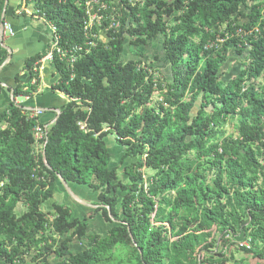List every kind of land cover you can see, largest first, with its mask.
<instances>
[{"label":"trees","instance_id":"1","mask_svg":"<svg viewBox=\"0 0 264 264\" xmlns=\"http://www.w3.org/2000/svg\"><path fill=\"white\" fill-rule=\"evenodd\" d=\"M25 1L68 54L53 66L69 101L49 129L14 103L0 113V263L113 264L120 247L118 264H264V0H97L103 21L89 32L90 0ZM233 48L242 63L227 79ZM6 56L0 43V63ZM41 58L25 64L33 88ZM24 89L14 98L31 96ZM109 136L124 148L125 181L110 168ZM58 175L99 195L93 216L106 236L63 205L42 209Z\"/></svg>","mask_w":264,"mask_h":264},{"label":"crops","instance_id":"2","mask_svg":"<svg viewBox=\"0 0 264 264\" xmlns=\"http://www.w3.org/2000/svg\"><path fill=\"white\" fill-rule=\"evenodd\" d=\"M5 19L7 28L3 37L0 35V43L8 51L4 49L7 56L0 63V113L4 112L11 103L30 114L43 111V116L39 120L49 129L54 124L58 111H61L69 101L65 94L54 88L59 81L56 67L43 61L53 45V27L46 22V19L35 13L31 2L27 3L25 0H8ZM37 56H42V63L35 65L40 85L33 88L35 81L31 73L25 70V64L27 60ZM18 86L25 87L24 91H32L31 96L14 98V91ZM21 99L25 101L20 103ZM114 140L113 136L106 139L107 146L113 142L110 148L108 146L112 159L113 152L110 150L111 147H116ZM115 153H118L117 150ZM72 185L68 184L74 196L67 192L60 181L58 182L56 192L65 193L68 196L67 199H60L63 206L70 205L76 218L88 220L90 235H102L103 232H107L108 226L100 216L89 217L90 209L97 208L94 204L97 203L99 195L88 186H80L75 192ZM84 244L76 242L72 249L76 253L81 252L82 246L85 248Z\"/></svg>","mask_w":264,"mask_h":264},{"label":"rangeland","instance_id":"3","mask_svg":"<svg viewBox=\"0 0 264 264\" xmlns=\"http://www.w3.org/2000/svg\"><path fill=\"white\" fill-rule=\"evenodd\" d=\"M99 38L103 42H106L108 40L107 34H106V32L104 30H100ZM159 51H161L160 44H158V46L155 47V48L147 47V49H144V51H143L144 54H145L144 57H143L144 60L146 62H148V63H152L153 62L152 53L159 52ZM130 55L131 54L130 53L128 54V49H127L126 50V56L129 58ZM241 60H242V57L241 56H238L236 54V52H235V49L233 48L232 51H231V53H230V60H229V63H228L230 65L227 64L226 67L224 68V72L226 73L225 74L226 75L225 77L227 79H230L231 77L235 76L238 73V71L240 69V66H241L240 64L242 63ZM263 83H264V76L260 80L257 81V84H259V85L260 84L262 85ZM152 100H153V102H157L159 100V97L156 95V96H154L152 98ZM24 101H25L24 99H21L20 100V103H22ZM224 132H226L227 136L235 133L234 125H232L231 123H228L224 127ZM114 143H115L116 147H111V150H110V151L113 152L112 153V155H113V165L110 166V167H118L119 168V174H120L121 181H125L126 176L125 175H122V172H123L124 168L121 165V158H122V155H123V152H124V148H122L121 146H118L116 140H114ZM112 144H113V142L108 145L109 148H110V146H112ZM108 146H107V148H108ZM115 150H117V152H118L117 154L115 153ZM108 151H109V149H108ZM132 162H135V161L134 160H128V161H126L125 166L128 165V164H130V163H132ZM93 181H94V179L93 178H90V183L93 182ZM78 187H80V186H78L76 184H73L72 185V188H73V190L75 192H76V189H78ZM55 195H56V197H54L53 200L47 202L43 206L42 209L44 211H48L49 208H52L53 204L54 205L55 204H57V205H59V204L60 205H63V203L61 202L60 199H65V198L67 199V197H68L65 193H59V192H56ZM118 195H120L121 198L124 196V195L121 194L120 191L118 192ZM65 207H67L69 209H72V207L70 205H66ZM86 209H88V208H86ZM94 209H95L94 207L91 208L90 209L91 212H93ZM51 210L52 209H49V211H51ZM18 211H19V213L22 212L21 210H18ZM77 212H80V211L77 210ZM91 212H89L90 213V216L89 217H93V213H91ZM101 236H106V231L103 232V234ZM0 239H1V236H0ZM242 239H243V237H240V239H238L237 242L238 243H241L243 241ZM86 245H87V243H86ZM82 250H85L83 246H82ZM116 252H117V257H116V260L114 261L113 264H118L119 262H121L123 260V258H124L123 256H121V253H124L123 255H125V253L127 252V250H124L123 248L118 247L116 249ZM245 258H246V256L244 254H241L240 253V254H237L236 255V259H238V260L245 259ZM28 261L29 262L31 261V257L28 258ZM248 263L249 264H252L253 263V260L250 259V258H248ZM123 264H131V263H128V262L124 261Z\"/></svg>","mask_w":264,"mask_h":264},{"label":"built area","instance_id":"4","mask_svg":"<svg viewBox=\"0 0 264 264\" xmlns=\"http://www.w3.org/2000/svg\"><path fill=\"white\" fill-rule=\"evenodd\" d=\"M99 9L98 11H100L101 9H105L104 6H102L97 0H90L86 3V10H87V15H88V19L89 22L85 23V32H89L92 28L93 25L98 24L100 22L103 21V17L98 15L97 13H92L94 10ZM115 25L113 24L112 27H114ZM5 28H7V25H5ZM52 31L54 33V39H53V45L50 49L49 54L46 56V58L43 59L44 62H48L53 64L55 57L59 58L61 61L66 59L68 54L64 51H62L60 49L59 45V38L55 35V28H52ZM88 47L91 46H95L93 42L88 41L87 44ZM75 52H81L82 48L77 47L74 50ZM76 57H71V61L72 64L76 61ZM42 63V60H40L39 62H37L35 65L37 66L38 64ZM36 66L34 68L35 72H36ZM43 111H36L34 113H29L28 118L30 120H34V119H39L40 117L43 116ZM79 126L81 127L82 130H86V125L85 124H79ZM45 129H47V127H45ZM34 137H35V141L37 144H39V141L45 140L46 137V133L44 132V129L42 127H37L34 130ZM37 148V147H36ZM242 246H245V244H242Z\"/></svg>","mask_w":264,"mask_h":264},{"label":"water","instance_id":"5","mask_svg":"<svg viewBox=\"0 0 264 264\" xmlns=\"http://www.w3.org/2000/svg\"><path fill=\"white\" fill-rule=\"evenodd\" d=\"M7 5H8V0H6V2H5V8H4L3 16H2V19H3V20H1V25H0V35H1V37H3L4 32H5V23H6V22H5V20H6L5 18H6V14H7ZM4 49L8 51V49H7L6 47H4ZM19 108H20V107H19ZM21 109H22V108H21ZM60 115H61V112L58 111V116H57L55 122L58 121ZM55 122H54V123H55ZM43 160H44V163H45L46 167H47L48 169H50L49 165L47 164L46 153H45V152L43 153ZM110 168H113V167H110ZM58 179H59L60 183L63 185V187L67 190V192H68L69 194L73 195L72 192H71V190H70V188H69V186H68V183H67V182H66L61 176H59V175H58ZM73 196H74V195H73ZM111 218H112V220H113L115 223H119L118 221H115V220L113 219L112 216H111ZM129 234H130V238H131L132 241H133L134 246L136 247V243H135V241H134V239H133L132 234L130 233V230H129Z\"/></svg>","mask_w":264,"mask_h":264}]
</instances>
